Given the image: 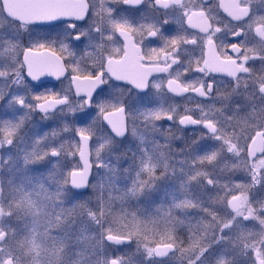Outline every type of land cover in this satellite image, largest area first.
Returning <instances> with one entry per match:
<instances>
[{"label": "snow or ice", "instance_id": "1", "mask_svg": "<svg viewBox=\"0 0 264 264\" xmlns=\"http://www.w3.org/2000/svg\"><path fill=\"white\" fill-rule=\"evenodd\" d=\"M120 2L135 7L145 0ZM148 2L155 13L178 9L180 14L175 19L182 32L166 37L161 28L168 23L167 18L134 24L126 16L114 14L116 10L107 6V0H0V29L5 22L8 25L7 31L0 30V101L5 99V88L24 84V68L32 80L45 74L59 78L70 68L75 96L79 97L76 105L81 110L94 106L97 118L107 122L115 137H124L131 124L132 135L140 145H146L145 135L138 133L136 126L137 120L142 119L153 131H160L158 121L171 122L166 139L176 125H199L206 130L200 139L213 142L196 150L200 141L194 140L185 159L176 163H170L172 153L168 144L139 147V154H133L134 163L124 169L125 179L130 180V186L126 183L124 189L115 186L117 166L102 155L111 153L115 138L97 136L92 126L71 128L65 124L51 134L58 137L61 132H74L78 141L66 140L54 146L45 134L33 140L31 150H24L22 158L13 156L10 150L0 155V173L6 172L10 177L6 182L0 177V264H131L130 259L109 255L107 250L133 241L143 257L141 264H164L156 258L176 257L177 253L180 264H237V250L248 258V264H264V201H257L258 206L254 207L249 198L256 185L264 186V14L255 7L256 0H230L227 4L221 0L218 6H206L207 0ZM217 7L224 8L239 24L225 23L218 17ZM164 16H168L167 11ZM86 18L91 22L82 26L80 22H86ZM51 21L66 24L62 33L32 34L31 28L37 22ZM185 22L198 32L188 33L183 28ZM23 33L29 34L26 43L21 41ZM134 34L141 39L134 41ZM147 37L162 39L163 46L144 52L141 45ZM80 45L83 54L77 56L74 49ZM229 50L235 55L229 54ZM4 56L9 58L8 62H2ZM66 57L71 58L67 63ZM257 60L262 65L259 75L248 66L249 61ZM154 72L168 73V92L194 93L211 103L198 104L196 109L185 107L180 113L175 106L166 107L163 102L141 109L126 105L122 95L99 100L94 97V93L98 96L103 92L102 85L113 79L141 92L154 88L160 96L165 85L162 81H150ZM193 72L201 75L190 78L188 74ZM210 73L231 77L230 88L222 91L221 82ZM240 96L242 102L234 98ZM217 103L219 108L215 107ZM7 104L18 105L26 112L19 120L0 121V150L10 149L20 141V130L30 113L39 111L48 116L56 110L76 111L69 95L58 92L34 94L31 98L13 92ZM196 111L199 115L194 117ZM93 137L97 142L90 149ZM226 154L234 158L230 167H242L250 176V183H233L231 179L221 183L214 172ZM76 157L78 160L70 167L61 165V160ZM51 158H57L56 163ZM44 162L52 164L48 177L54 180L53 191H49L52 185L44 173L31 174L30 166ZM94 166L106 170V179L90 185ZM224 166L229 167L228 163ZM178 170L180 190L166 193L171 196L170 207L158 208L155 218L141 219L135 211L123 207L119 212L113 210L114 201L123 205L139 199L156 190L158 182L176 176ZM205 182L223 192L212 203L230 212L221 215L215 207H205L201 197L190 191L193 183L201 186ZM89 186L99 193L96 210L86 203L64 207L73 198L74 189ZM177 209L183 214L188 209H198L210 219L201 218L195 224L189 220L185 242L177 234V229L185 224L184 219L173 215ZM77 214H86L95 226L93 236H85L83 230L79 235L71 231L73 216ZM245 221L258 222L260 230L246 229ZM53 230L59 231L54 235ZM234 231L239 233L235 238ZM83 241H87L90 252L88 248L77 250ZM222 245L230 247L217 250Z\"/></svg>", "mask_w": 264, "mask_h": 264}, {"label": "flooded vegetation", "instance_id": "2", "mask_svg": "<svg viewBox=\"0 0 264 264\" xmlns=\"http://www.w3.org/2000/svg\"><path fill=\"white\" fill-rule=\"evenodd\" d=\"M185 2H188V0H185ZM221 0H207V5L215 4L219 5ZM230 0H224V3L227 4L229 3ZM107 6L111 7L116 10L114 14H120L123 16H126L131 22L134 24H150V23H156L157 18H159L160 21H163L164 19H168L167 24H163L161 31L164 33L166 37L174 36L178 32H182L181 24L177 22L175 17L179 15V10H161L160 13H155L148 2V0H145L144 3L138 6H130V5H125L120 0H107ZM99 7V4L97 3V8ZM255 7L260 10L262 14H264V2L262 0H256ZM168 12V16H164V12ZM216 13L218 14V17L222 19L225 23L231 22L233 25L239 24L237 21H233L230 16H228V13L224 10L222 7H217L216 8ZM6 16V13L4 14ZM91 21L86 18V22H80L82 26H87V23H90ZM159 26V25H158ZM66 27V24L63 21H51V22H37V24L31 28L32 34H40V35H49V36H56L58 33H62L63 29ZM183 28L187 29L188 33H196L198 32V29L194 28H189L187 23L185 22L183 24ZM3 31L8 30V25L7 22H5L4 26L2 29ZM28 33H23L21 36V41L23 43H26L28 40ZM117 38L118 34H117ZM121 44L123 43L122 38H119ZM132 39L134 41H139L141 37L138 34H134ZM233 40V42H239V39L236 38H230ZM258 39V38H257ZM254 43V41H253ZM163 46V40L159 38H154V37H147L144 39L143 44L141 47L143 48L144 52H148L151 48H160ZM251 46V45H250ZM191 48L192 46H188ZM74 51H76L77 56L83 54V45H80L79 47L75 48ZM198 54V50H197ZM229 54L235 55L231 53L229 50ZM22 59V56L20 57ZM71 58H67L65 60V63ZM9 58L7 56H4L2 58V62H8ZM90 63V62H89ZM249 67H251L254 72L259 75L262 73V65L261 63L257 60L255 62L249 61ZM176 66H173V69H175ZM23 76H24V84L22 85H10L9 87L5 88L4 91L6 93L5 99L3 101H0V108L1 107H8L7 101L10 99L11 93L15 92L18 94H27L29 98H31L32 95L34 94H40V93H45V92H58L61 94H68L70 99L73 101V106L76 107L75 112L68 111L67 109H64L63 111L56 110L53 113L49 114L48 116H53L56 113L63 112L65 114L66 118L70 122L71 125H79V127H86V126H91V125H102L104 129L107 131V133L115 138V142H122L124 141L127 136L129 135V131L126 132L124 137H115V134L110 131V129L107 127L104 121L101 119L97 118V109L93 107H85L84 109H80L76 105V101L79 99V97L75 96V85L72 84L71 82V75L73 74L71 72L70 68H67L64 75L60 76L57 78L55 75H48L45 74L39 78V80H32L31 77L27 76V69L24 68L22 70ZM190 78H195L196 76L201 75L200 73H190L188 74ZM210 76L214 77L217 81L221 82V90H227L230 88L229 82L231 81V77H228L225 73H210ZM169 78L168 73H160V72H154L152 76L149 78L150 81H162L165 85L163 89H161V95H157V90L156 89H149L145 90V92H141L140 90L135 89L132 85L124 82V81H115L110 80L107 85H102L101 87L103 88V92H100V94L97 96L96 93H94V97L96 99H110L111 96H123V99L125 101L126 105H131L133 107H139L143 109L145 106L147 107H154L156 106L157 103L163 102L165 106L167 107L168 105H173L177 108V111L180 113H183L184 108H191V109H196L198 104L201 103H211L210 100H205V98L198 97L194 93H185L183 95H176L174 93H170L167 91L166 83L167 79ZM98 92L100 91L99 89L97 90ZM238 102L243 101V97H234ZM221 105L217 103L215 107L219 108ZM19 108V106L17 105ZM20 109V108H19ZM21 111V110H20ZM23 113L18 112L16 117L12 118H6L2 119L0 121H5V120H12L16 121L19 120ZM34 115H36V118L34 117L33 119L30 120L32 126H31V131L29 130L28 134L26 133L27 137H24V128L20 130V141L16 143V152L19 153L18 155H21L24 153V150H31V145L33 140H35L38 137L44 136V134L38 132H34L35 130L33 129L34 127H37L41 131H44L46 127H49L48 120H46L45 116L43 113L39 111H35ZM199 112L196 111L194 113V117L198 116ZM240 115H243L241 113ZM171 122L167 121H158L157 122V127L160 129V131H153L151 126H146L145 122L140 119L137 120L136 126L138 129V133H143L145 135V139L148 142L146 145H140V142L137 137L132 136V138L129 140L128 143V148L127 150H119L121 152H124L128 154L131 157L132 164L134 163V156L133 154L136 153L137 155L139 154L138 149L139 147H144V146H151V137L157 133H161V137L159 138V144L164 145L168 144L169 148L171 149L172 153V160L170 163H176L180 160L184 159V156L182 155V150L184 146V142L186 141L187 147L191 148L193 147L192 142L194 140H199L200 144L196 145V150H199L200 145L202 144H212V141L208 140H201V136L206 133V130L202 128V126L199 125H191V126H180L176 125L171 128V134L170 138L166 139V136H168L167 129L169 128ZM129 128H131V124H129ZM231 131V129H229ZM238 130V129H237ZM66 140H75L78 141L79 137L75 136V133L71 134L70 136L64 138L61 140V142L66 141ZM92 142L93 139L89 143L90 149L92 148ZM57 146V145H54ZM8 152L7 149L0 150V155H6ZM188 152V151H187ZM257 156H260V153H257ZM52 159H57V158H51ZM78 160V157L75 159L72 158H66L62 160L61 165H67L71 166V164L76 163ZM234 158H231L230 154H226L224 159L220 161V163L217 165L214 174L218 177L221 178V183H226L228 182L229 179L233 183H240V182H245V183H250L251 178L247 174V172L241 167L239 169H232L230 166L233 163ZM225 163H228L229 167L226 169L225 168ZM39 169L37 171L38 174L44 173H49V171L52 170V165H36ZM177 168L179 169V166L177 164ZM211 170V169H210ZM159 171V170H158ZM179 171V170H178ZM96 172H99V169H97L95 166L92 169L91 172V177L89 180V184L91 182L93 174ZM103 172H106V170L103 169ZM134 174V173H133ZM177 179L175 182V189L176 192L180 190V183H181V177L179 175V172H177ZM91 185V184H90ZM90 186L88 187V189ZM88 189L83 192L86 193ZM190 191L196 195L201 197V199L204 202V206H216L217 204H213L212 201L215 199V197L219 195H223V192L219 189H214L212 186H207L206 182L204 185L198 186L195 183L192 184ZM77 194H83V193H78ZM235 194V193H234ZM249 198L250 200L253 201V206H258L257 201H264V186L262 185H256L255 188H253L250 193H249ZM219 213L221 215H225L227 212H230V209H225L221 206L220 209H218ZM197 215H200V211L198 209H188L186 214H183L181 210H176V217H197ZM244 227L246 229H250L254 232H258L260 230V225L256 221H245L244 222ZM126 247V246H125ZM168 258V257H167ZM166 259V258H165ZM246 263H248V258H245Z\"/></svg>", "mask_w": 264, "mask_h": 264}, {"label": "rangeland", "instance_id": "3", "mask_svg": "<svg viewBox=\"0 0 264 264\" xmlns=\"http://www.w3.org/2000/svg\"><path fill=\"white\" fill-rule=\"evenodd\" d=\"M2 83V82H0ZM21 110V111H20ZM18 112L23 113V117L25 116L26 110L19 109L17 106L8 108V107H1L0 108V120L6 119V118H12L16 117ZM35 112L30 113L27 118L25 119L23 128H24V137L26 133L28 134L29 130L31 131V122L30 120L33 119L34 117L36 118V115H34ZM46 120H48L49 127H46L44 131H41L37 127H34L33 129L35 130L34 132H38L39 134H47L48 135V142H50L52 145H59L61 143V140L70 136L72 133H64L61 132L58 137H52V132L55 130H59L64 127L65 124L69 125L71 128L79 127V125H71L68 119L66 118L65 114L63 112L56 113L53 116H47L45 117ZM95 131L97 136H110L107 131L102 127V125H91ZM132 132L131 128H129V135L127 138L122 141V142H115L113 145V149L111 153H102L103 156H107L110 161L117 166V171L119 175L115 178V186L116 188L119 189H124L125 184L127 183L128 186H130V180H126V173L124 172V169H128L130 165H132L131 157L124 153L121 152L122 150H127L128 148V143L129 140L132 138ZM25 137V138H26ZM161 137V133L157 132L151 137V145L153 143L159 144V138ZM96 137H93V142L92 146L96 144ZM187 142H184L183 146V152L182 155L185 156L188 151L187 147ZM16 144V143H15ZM11 146L10 149H7L8 151L10 150L13 156L18 155L16 150V145ZM121 150V151H119ZM24 154V153H23ZM23 154L19 155L21 158ZM117 157H119V160H117ZM57 159H52V163H56ZM22 163V159H21ZM62 163V160H61ZM39 165V164H38ZM41 165H52L47 162L41 163ZM31 167V174L34 176H38L39 174L37 173L38 167L36 165H32ZM179 172V171H178ZM157 174H159V171H157ZM0 177H2L5 182L7 181L8 174L6 172L0 173ZM45 178L48 180V184H51L52 187L49 188V191H53L55 188V183L54 180L48 177V173L45 174ZM106 179V172H103V169H99V172H96L93 174L92 179L90 184H95L99 182H104ZM177 176H170L168 179L163 180L158 182L159 186L156 190L145 194L141 195L139 199H131L127 202H125L123 205H121L120 201H114L113 203V210L116 212H119L121 210V207L127 209L129 212L135 211L137 216H139L141 219L145 218H155L156 217V212L158 208H162L164 210H167L170 207L171 204V196L167 195L166 193H171V192H176L175 189V182H176ZM48 184L45 186L48 187ZM74 193V191H73ZM99 193L94 190L91 186L88 189L86 193L83 194H77L74 193L73 198L71 199L70 202H66L64 207L70 208L73 203H86L88 208H91L93 210H96L98 207V201H97V196ZM105 197H107V192H105ZM113 195H119L118 192H113ZM215 207L217 210L221 208L219 204H217ZM173 215L176 216V210L173 211ZM180 219L185 220V224L180 226L177 229V234L180 236L181 239H184L185 242H187V237H188V221L190 220L192 224H195L197 220L201 218L205 219H210L208 217H205V214L203 212H200V215H197V217H178ZM74 224L72 225L71 231L75 233L76 235H79L81 233V230H83V234L85 236H93L95 234V226L89 221L88 217L85 215H74L73 216ZM22 226V222H21ZM59 230H53V234H57ZM238 231H234L232 233L233 238H235L236 235H238ZM229 245H222L218 246V249L220 247H225ZM230 247V246H229ZM85 248H88V251L90 252L91 249L88 246L87 241H83L80 244V247L77 250H83ZM109 255H120L123 256L126 260H131V264H141V261L143 260V257L141 253L137 252L136 248V243L133 241L131 244H129L126 247H114L112 246L110 249L107 250ZM236 259H237V264H248L246 263L245 256L237 252L235 253ZM158 260V259H157ZM164 264H180L179 261V253H177L176 257H168L166 259L162 260ZM186 264V262H185Z\"/></svg>", "mask_w": 264, "mask_h": 264}, {"label": "water", "instance_id": "4", "mask_svg": "<svg viewBox=\"0 0 264 264\" xmlns=\"http://www.w3.org/2000/svg\"><path fill=\"white\" fill-rule=\"evenodd\" d=\"M105 122V121H104ZM105 124L107 125V127L110 129V131H111V128H110V126H108V124H107V122H105ZM189 126H191V125H189ZM112 132V131H111ZM113 133V132H112ZM115 134V133H114ZM90 143V142H89ZM90 177H91V175L89 176V180H90ZM88 188H86V189H74L73 191H75V192H78V193H83V192H85L86 190H87ZM123 246H128V245H115L114 247H123ZM165 258H167V257H158V258H156V259H158V260H163V259H165Z\"/></svg>", "mask_w": 264, "mask_h": 264}]
</instances>
